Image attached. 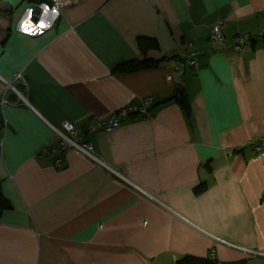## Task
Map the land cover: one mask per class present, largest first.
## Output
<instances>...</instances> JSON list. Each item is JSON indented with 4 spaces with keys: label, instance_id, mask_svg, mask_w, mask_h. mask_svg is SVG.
Instances as JSON below:
<instances>
[{
    "label": "crops",
    "instance_id": "crops-1",
    "mask_svg": "<svg viewBox=\"0 0 264 264\" xmlns=\"http://www.w3.org/2000/svg\"><path fill=\"white\" fill-rule=\"evenodd\" d=\"M48 1L0 0V264H264V153L250 148L264 137V40L240 53L209 41L217 22L228 44L264 30V0H77L58 15ZM36 6L32 22L51 27L26 35ZM192 52L185 108L165 75ZM137 59L157 64L115 71ZM147 96L150 118L84 132ZM66 121L102 164L42 154Z\"/></svg>",
    "mask_w": 264,
    "mask_h": 264
},
{
    "label": "built area",
    "instance_id": "built-area-1",
    "mask_svg": "<svg viewBox=\"0 0 264 264\" xmlns=\"http://www.w3.org/2000/svg\"><path fill=\"white\" fill-rule=\"evenodd\" d=\"M54 8H59L61 6H69L74 4L77 0H49ZM224 29L225 26L222 22H217L209 32V41L212 44L220 45L223 48H230L237 53L242 52L243 46L249 44L254 40H264V30L259 31L255 36L251 34L237 35L228 44L224 42ZM196 52L189 54H182L176 56L173 60L172 69L165 75V79L168 83L173 85L176 91L182 90L184 85V72L186 68H195L197 66ZM17 79H22L20 74L16 75ZM14 93L19 96L20 99L25 101L24 96L21 92L13 88ZM153 99L151 96H147L142 99L141 103L138 105H127L117 110L115 113L111 114L105 119H96L94 117H89L87 124L84 127V132H94L98 129L105 131H112L121 126L122 121L127 117L148 119L152 116L151 107ZM8 103V101L2 96L0 98V128H5L7 126L6 119L3 116V106ZM53 132L58 136V144L56 146L46 147L42 153L44 156L52 158L55 167H61L63 164V157L68 151H75L80 155L88 158L89 160L102 164L99 158L95 154V149L90 141L84 139L83 134H79L77 128L71 122H63L60 127L50 126ZM251 150L256 154L264 153V137L257 138L250 142ZM107 169L119 176L124 178L121 173L113 168Z\"/></svg>",
    "mask_w": 264,
    "mask_h": 264
},
{
    "label": "trees",
    "instance_id": "trees-1",
    "mask_svg": "<svg viewBox=\"0 0 264 264\" xmlns=\"http://www.w3.org/2000/svg\"><path fill=\"white\" fill-rule=\"evenodd\" d=\"M51 5V2L48 1ZM11 16V11L9 9H5L0 4V18L9 19ZM166 59V58H165ZM169 59V58H168ZM157 62H154L151 59H142V60H133L129 62H124L119 64L115 71L118 72H135L145 68L154 67ZM175 99L186 108V102L184 96L182 95V90L175 92ZM10 207L9 203L3 197L0 190V214L3 210L8 209ZM174 264H219V262L212 256L209 255L207 257H195L191 255L184 256L174 262Z\"/></svg>",
    "mask_w": 264,
    "mask_h": 264
},
{
    "label": "clouds",
    "instance_id": "clouds-1",
    "mask_svg": "<svg viewBox=\"0 0 264 264\" xmlns=\"http://www.w3.org/2000/svg\"><path fill=\"white\" fill-rule=\"evenodd\" d=\"M41 7L43 8L44 12L47 13L48 11V5H41ZM33 9L29 8L27 11V15L26 18H24L21 23H20V30L26 34V35H38V34H42L43 30L46 28L51 27L50 23H44L43 21L39 22V23H33L32 22V15H33ZM52 12L55 15H58V11L56 8L52 9Z\"/></svg>",
    "mask_w": 264,
    "mask_h": 264
},
{
    "label": "water",
    "instance_id": "water-1",
    "mask_svg": "<svg viewBox=\"0 0 264 264\" xmlns=\"http://www.w3.org/2000/svg\"><path fill=\"white\" fill-rule=\"evenodd\" d=\"M37 1V0H35ZM33 15H34V19H37L38 15L41 13V10L38 6H36L34 9H33Z\"/></svg>",
    "mask_w": 264,
    "mask_h": 264
}]
</instances>
